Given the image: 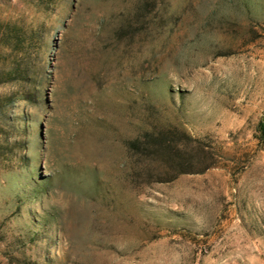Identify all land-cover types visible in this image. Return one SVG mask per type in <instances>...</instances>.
Instances as JSON below:
<instances>
[{"label":"rangeland","instance_id":"rangeland-1","mask_svg":"<svg viewBox=\"0 0 264 264\" xmlns=\"http://www.w3.org/2000/svg\"><path fill=\"white\" fill-rule=\"evenodd\" d=\"M0 23L40 31L0 82V264H264V0H0Z\"/></svg>","mask_w":264,"mask_h":264},{"label":"trees","instance_id":"trees-1","mask_svg":"<svg viewBox=\"0 0 264 264\" xmlns=\"http://www.w3.org/2000/svg\"><path fill=\"white\" fill-rule=\"evenodd\" d=\"M39 29L21 23H0V46L9 50L7 56L10 61L5 67L0 68V82H8L12 79L27 74L26 60L29 56L30 46L39 39ZM1 63V61H0ZM4 99L0 97V104L4 106Z\"/></svg>","mask_w":264,"mask_h":264}]
</instances>
